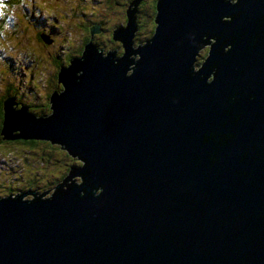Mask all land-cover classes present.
Segmentation results:
<instances>
[{
    "label": "water",
    "instance_id": "1",
    "mask_svg": "<svg viewBox=\"0 0 264 264\" xmlns=\"http://www.w3.org/2000/svg\"><path fill=\"white\" fill-rule=\"evenodd\" d=\"M140 1L122 52L91 36L60 66L48 114L4 98L2 138L80 162L0 196V264H264V0H155L136 43Z\"/></svg>",
    "mask_w": 264,
    "mask_h": 264
},
{
    "label": "rangeland",
    "instance_id": "2",
    "mask_svg": "<svg viewBox=\"0 0 264 264\" xmlns=\"http://www.w3.org/2000/svg\"><path fill=\"white\" fill-rule=\"evenodd\" d=\"M150 1L147 0L137 15L139 23L144 24L139 26L143 29L142 35H147L151 27L147 20ZM121 3H115V0H30V7L24 8L26 16L23 9L18 8L20 14L16 12V19L8 21L14 30L8 32L6 40L0 41V47L4 49L0 51V96L7 87L12 88L9 96L32 104L31 107L38 111L46 91L54 84L58 69V63L52 58L57 57L63 62L66 57L74 56L73 51L81 47L82 37L87 33L83 24L94 20H103L102 25L106 27V30L95 34L97 40L108 43L103 38L106 39L108 32L125 16L126 3ZM36 7L38 15H34ZM3 26L0 22V28ZM40 32L52 39L44 41L45 36L41 38ZM109 45H104V48ZM37 69L44 70L46 76L44 72L39 75L35 71ZM41 148L42 144L30 146L21 142L0 141V195L8 193L9 189H28L30 178L35 180L30 185L37 191L48 189L44 183L48 179L45 170L49 163H40L37 151ZM54 156L60 157L58 151ZM66 161L63 158L65 164ZM49 176L52 178L54 174ZM28 196L31 194L23 197Z\"/></svg>",
    "mask_w": 264,
    "mask_h": 264
},
{
    "label": "trees",
    "instance_id": "3",
    "mask_svg": "<svg viewBox=\"0 0 264 264\" xmlns=\"http://www.w3.org/2000/svg\"><path fill=\"white\" fill-rule=\"evenodd\" d=\"M122 2L121 4H124V2L126 0H115V3L117 2ZM20 2V0H8V3L9 7H12L14 5H18ZM147 0H141L139 5L137 6V13H136V16L138 15V12L142 9V7L146 4ZM149 6H150V13H149V16L147 17V20H149V22L151 23V27L149 29V33L147 35H142V31L143 29H141L140 27L144 24L142 23H139L138 19H137V22H138V28L136 30V34H135V41L136 43L138 42H141L143 41L145 38H147L148 36H150L153 32V28H154V20H153V15H154V11L156 9L155 7V0H151L150 3H149ZM24 8H27L26 6ZM24 8L23 9V15L26 16L25 14H27L25 11H24ZM38 11L39 9L36 7L35 11H34V15H38ZM125 12V10H124ZM17 14L19 15L20 13L17 12ZM22 14V13H21ZM124 16V15H123ZM0 22L2 24H4V21L0 20ZM102 22L103 20L99 19V20H94L92 21L90 24H83V29L85 32H87L83 37H82V44H81V47L79 49H75V51H73V55L74 56H69L68 58L66 57L64 59L63 62H61V60H59V58L55 57V58H52L55 62L58 63V69L56 70L55 72V79H54V84H52V87L46 91L45 95H44V99H43V102L41 105V108L37 111H35L33 109L32 104H28V103H24V102H19V105L20 104H25L28 106V109L30 111H32L33 113H35L37 116L38 115H46L48 114L51 109H50V103H49V98H50V94L51 92L54 90V89H59L62 87V84L58 81V70L60 68V66L62 65H66L68 64L70 58L72 57H75V56H79L82 52V49H83V46H84V43L92 36L93 37V42H95L99 47H103L104 48V45L106 44H110L107 48H104V49H108V48H113L114 47H119V53L122 52V47H121V43L116 40V39H113L112 38V30L113 28L108 32L109 34L106 35V39L103 38V40L105 42H108V43H104L101 41V39H98L97 40V35L95 34H98L104 30H106V27L104 25H102ZM126 22V15L123 17V19L121 20V22L119 24H117L116 26H119V25H124ZM96 23H100L99 25V31L95 32L94 34L91 35V32H90V29H89V26L92 25V24H96ZM115 26V27H116ZM140 26V27H139ZM2 29V28H0ZM40 37L42 38L43 35H46L45 33L43 32H40L39 33ZM49 39L52 37H48ZM44 40V39H43ZM45 41V40H44ZM47 42V41H46ZM34 58L36 56H33ZM40 63L41 61L39 62V66H40ZM37 73H39V75L44 72V76H46V73L44 70H35ZM40 71V72H39ZM39 77V76H38ZM37 84H39V82H37ZM45 84V83H44ZM12 89V88H11ZM9 87L6 88V90H4V93L0 96V129L2 127V123H3V100L4 98L10 94V90H11ZM18 105V106H19ZM38 114H37V113ZM0 141L4 142L5 141H8V142H21L23 144H28L30 146H34V145H38V144H42V148L39 149L37 152L38 154V159L40 161V163L42 162L43 164L44 163H49V166L46 168L45 170V173L46 175L48 176V179L45 181V187L47 188H50L52 187L57 181H59L60 179H62L66 173L69 171V165L70 164H78L80 161L75 158V157H72L71 155H69L64 149L60 148V146L56 143H51L50 141L46 140V139H33V138H21V137H17V138H2V134L0 133ZM49 147V148H45V147ZM60 154V157H55L54 154L55 152H57ZM63 158H66L67 161H66V164L63 162ZM53 166V167H51ZM49 174H54V176L51 178L49 176ZM35 180L34 179H28V183H33ZM45 189V188H44ZM43 189V190H44Z\"/></svg>",
    "mask_w": 264,
    "mask_h": 264
},
{
    "label": "clouds",
    "instance_id": "4",
    "mask_svg": "<svg viewBox=\"0 0 264 264\" xmlns=\"http://www.w3.org/2000/svg\"><path fill=\"white\" fill-rule=\"evenodd\" d=\"M127 1V0H126ZM25 6H29L30 7V0H20L19 4L18 5H14L12 7H9V3H8V0H0V20L4 21V26L2 29H0V41L2 40H6L7 38V34L8 32L14 30V26L12 24H10L8 21L9 19H13L15 20L16 19V12H17V9H22L24 8ZM4 50L2 47H0V51ZM19 105V103H18ZM73 157V156H72ZM76 158V157H75ZM73 164V163H72ZM71 165V164H70ZM69 165V166H70ZM76 179H78L76 177ZM58 182V181H57ZM56 182V183H57ZM55 183V184H56ZM54 184V185H55ZM53 185V186H54ZM52 186V187H53ZM32 186L28 187L29 189H31ZM50 187V188H52ZM49 189V188H48ZM20 190H24V189H19L17 192H19ZM31 190H34L37 192V190L35 189H31ZM46 190V189H44ZM43 191V189H42ZM16 193V192H15ZM9 194V193H7ZM6 193L3 194V195H7ZM11 194H14V193H11ZM30 194V193H28ZM48 194V193H47ZM27 195V194H26ZM1 196V195H0ZM29 197V196H28ZM31 197V196H30Z\"/></svg>",
    "mask_w": 264,
    "mask_h": 264
},
{
    "label": "flooded vegetation",
    "instance_id": "5",
    "mask_svg": "<svg viewBox=\"0 0 264 264\" xmlns=\"http://www.w3.org/2000/svg\"><path fill=\"white\" fill-rule=\"evenodd\" d=\"M125 3H127V1H125ZM28 186H31L29 183H28ZM31 189H34L33 187H31ZM36 190V189H35ZM15 192H17V191H13V190H10L9 189V191H8V193H15ZM7 194V193H6Z\"/></svg>",
    "mask_w": 264,
    "mask_h": 264
}]
</instances>
